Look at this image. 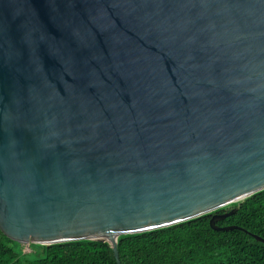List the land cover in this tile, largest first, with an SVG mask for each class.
<instances>
[{
	"label": "water",
	"instance_id": "95a60500",
	"mask_svg": "<svg viewBox=\"0 0 264 264\" xmlns=\"http://www.w3.org/2000/svg\"><path fill=\"white\" fill-rule=\"evenodd\" d=\"M264 191V0H0V230L119 238ZM237 205L228 212H219Z\"/></svg>",
	"mask_w": 264,
	"mask_h": 264
},
{
	"label": "trees",
	"instance_id": "16d2710c",
	"mask_svg": "<svg viewBox=\"0 0 264 264\" xmlns=\"http://www.w3.org/2000/svg\"><path fill=\"white\" fill-rule=\"evenodd\" d=\"M237 205H232L235 208ZM224 208L219 212H228ZM211 214L171 227L119 238L122 264H264V243L242 230L215 231ZM239 226L264 238V191L241 203L237 212L217 223ZM0 264H118L107 242L82 240L38 245L24 255L20 243L0 230Z\"/></svg>",
	"mask_w": 264,
	"mask_h": 264
},
{
	"label": "rangeland",
	"instance_id": "374dc122",
	"mask_svg": "<svg viewBox=\"0 0 264 264\" xmlns=\"http://www.w3.org/2000/svg\"><path fill=\"white\" fill-rule=\"evenodd\" d=\"M225 208L230 209L232 208V205L227 206ZM20 250L24 255H35L38 251V245L31 242L22 243L20 244Z\"/></svg>",
	"mask_w": 264,
	"mask_h": 264
}]
</instances>
